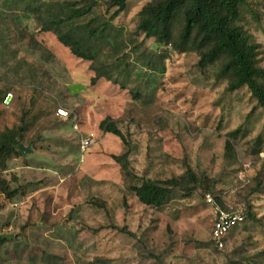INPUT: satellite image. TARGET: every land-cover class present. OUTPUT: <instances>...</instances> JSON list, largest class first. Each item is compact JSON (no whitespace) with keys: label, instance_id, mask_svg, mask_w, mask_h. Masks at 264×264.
Returning a JSON list of instances; mask_svg holds the SVG:
<instances>
[{"label":"rangeland","instance_id":"374dc122","mask_svg":"<svg viewBox=\"0 0 264 264\" xmlns=\"http://www.w3.org/2000/svg\"><path fill=\"white\" fill-rule=\"evenodd\" d=\"M21 1L0 0V131L22 126L21 144L31 152L1 174L19 194L0 199V264H264V110L250 91L228 92L219 64L201 69L194 52L133 35L152 0H128L113 21L118 45L103 44L99 60L117 54L116 64L127 66L92 86L91 63L41 32ZM248 1L242 26L264 67V0ZM106 8L98 0L77 32L92 17L107 20ZM72 85L84 89L72 94ZM106 118L126 146L99 130ZM81 136L94 139L84 154ZM125 152L135 184L178 180L187 168L197 182L180 180L164 207L148 208L113 159ZM210 193L255 217L228 235L223 250L211 241Z\"/></svg>","mask_w":264,"mask_h":264},{"label":"trees","instance_id":"16d2710c","mask_svg":"<svg viewBox=\"0 0 264 264\" xmlns=\"http://www.w3.org/2000/svg\"><path fill=\"white\" fill-rule=\"evenodd\" d=\"M105 1L107 13L113 10L109 18L99 21L97 17H92L81 23L82 34H79L75 27L93 13L98 0H89L87 5L70 0H22L18 6L23 5L22 10L25 12H22V15L36 20L41 32L54 33L58 42L67 48L73 57L91 63L90 70L94 76L90 84L94 86L101 81L110 82L112 71L117 68L124 71L127 66L125 63L121 68L116 64L121 63V55L117 54L110 57H103L101 54L102 60H99L103 44L118 45L110 30L113 29V21L126 11L128 4V0ZM249 5L248 0H152L139 12L133 35L154 39L159 45L170 46L180 54L194 52L199 56L198 66L201 69L219 64V75L228 83L227 91L235 92L246 87L264 110V67L258 62L260 46L242 26L245 15L249 12ZM14 15L13 20L17 19L20 23L21 15ZM94 23L97 25L94 26ZM124 43L122 37L120 44ZM126 48H123V53H126ZM125 56L126 54H123V57ZM110 58L115 61L110 63ZM5 95V92L0 90V103L5 101ZM99 130L116 136L126 146L124 135L112 119L106 118L100 122ZM23 131L22 126L0 131V199L7 201L15 199L19 192L11 188L1 174L7 171L9 161L20 156L18 147L22 143ZM229 147V142H226L225 148L228 150ZM113 159L119 165L125 180L130 182L129 191L142 205L151 209L159 210L164 207L170 201L172 191L180 180L192 184L197 182L195 174L187 168L178 180L158 182L142 179L135 184L133 181L136 178L129 170L128 153L113 156ZM205 195L212 196L223 209L230 210L217 196L211 193ZM248 220L255 221L250 210H246L245 221L240 226ZM4 241L0 239V248Z\"/></svg>","mask_w":264,"mask_h":264},{"label":"built area","instance_id":"2783aa9c","mask_svg":"<svg viewBox=\"0 0 264 264\" xmlns=\"http://www.w3.org/2000/svg\"><path fill=\"white\" fill-rule=\"evenodd\" d=\"M92 145H94L92 136L80 137L79 149L82 154L87 152ZM204 202L212 216L211 240L218 250H222L225 247L224 240L227 235L245 221L246 209L225 210L210 195L204 196Z\"/></svg>","mask_w":264,"mask_h":264},{"label":"water","instance_id":"95a60500","mask_svg":"<svg viewBox=\"0 0 264 264\" xmlns=\"http://www.w3.org/2000/svg\"><path fill=\"white\" fill-rule=\"evenodd\" d=\"M84 88L80 85H72V86H69V90L72 94H77L79 93L80 91H82ZM18 150L19 152L22 154V155H27L31 152L30 148L29 147H24L22 144L19 145L18 147Z\"/></svg>","mask_w":264,"mask_h":264}]
</instances>
